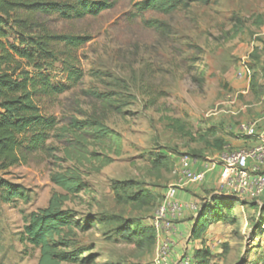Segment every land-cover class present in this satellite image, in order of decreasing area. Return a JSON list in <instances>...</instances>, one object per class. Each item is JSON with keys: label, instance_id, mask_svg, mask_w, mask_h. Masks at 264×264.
<instances>
[{"label": "rangeland", "instance_id": "374dc122", "mask_svg": "<svg viewBox=\"0 0 264 264\" xmlns=\"http://www.w3.org/2000/svg\"><path fill=\"white\" fill-rule=\"evenodd\" d=\"M138 1L117 0L97 16L46 19L51 29L88 40L77 51L83 71L79 84L41 99L42 112L58 118L61 125L71 117L81 118L80 112L99 118L119 135L121 148L116 155L114 141L104 148L89 146L101 160L108 157L111 162L100 167L99 160H85L79 165L65 155V144L53 138L49 143L55 150L50 155L37 153L23 165L0 170V178L22 185L30 197L27 202L0 198V264H37L39 250L21 240V231L24 217L45 207L51 194L59 191L51 180L55 172L77 166L87 184L66 203L68 207L93 215L114 213L147 225L153 206L123 202L115 195L114 184L132 180L163 200L162 191L175 182L174 170L182 156L210 157L215 139L210 120L234 116L215 112L228 94L235 95L230 109L237 108L239 123L256 118L242 119L253 107L239 111L240 107H264V0H181L169 13L137 12ZM154 20L165 26L155 29L149 24ZM242 63L252 76L244 79L247 85L240 81L243 84L237 87L236 70ZM51 74L54 83L64 82L58 65ZM90 92L103 94L108 102ZM199 189L206 193L198 197L200 203L215 191L204 184ZM234 199L235 222L213 224L201 242L189 237V246L181 240L172 250L177 247L180 257L193 260L195 250L208 249V264H264V228L253 226L259 218L252 204L256 200ZM163 239V233L156 232L154 243L139 246L114 228L100 226L79 235L80 243L97 254V264H152Z\"/></svg>", "mask_w": 264, "mask_h": 264}, {"label": "trees", "instance_id": "16d2710c", "mask_svg": "<svg viewBox=\"0 0 264 264\" xmlns=\"http://www.w3.org/2000/svg\"><path fill=\"white\" fill-rule=\"evenodd\" d=\"M116 1L0 0V170L23 165L37 153L50 155L55 150L49 143L53 138L65 144V155L74 158L79 165L85 160H99L100 167L111 162L108 157L101 160L97 151L88 150L89 146L104 148L108 141H114L116 155L119 154V135L101 119L80 112L81 118L71 117L61 125L58 118L43 113L40 105L41 99L62 94L79 84L83 71L78 64L77 51L88 40L85 36L57 32L47 25L46 19L53 15L66 20L97 16L112 8ZM180 2L140 0L134 6L137 12L169 13ZM149 24L158 30L165 26L156 20ZM55 65L64 75L62 83L53 82L51 70ZM90 95L108 102L103 94L90 92ZM89 153L92 158L87 156ZM51 180L59 191L51 194L45 207L24 217L21 231V240L39 250L37 264H97V254L80 243L79 235L98 226L114 228L139 246L155 242L152 218L162 202L161 195L139 187V183L132 180L114 184L115 195L123 202L153 206L148 224L141 225L114 213L93 215L68 207L66 203L87 188L77 166L55 172ZM132 188L136 190L131 191ZM0 189L3 202L30 199L22 185L3 178H0ZM233 201L234 196L215 194L200 203L193 217L190 237L201 238L214 223L235 222ZM252 204L259 211L253 226L264 228V204ZM210 255L208 249L195 250L191 264H208Z\"/></svg>", "mask_w": 264, "mask_h": 264}, {"label": "built area", "instance_id": "2783aa9c", "mask_svg": "<svg viewBox=\"0 0 264 264\" xmlns=\"http://www.w3.org/2000/svg\"><path fill=\"white\" fill-rule=\"evenodd\" d=\"M252 71L244 63L236 70L238 79L249 80ZM234 94H228L226 100L221 104L216 113H232L230 106L234 103ZM240 130L244 135H256V122L240 124ZM254 159L256 164L249 166L248 160ZM188 156H182L174 170L175 182L166 188L164 199L155 209L152 225L156 232L167 235L176 234L174 221L179 213L190 211L196 214L200 203H184L178 200L177 193L180 189L190 184H200L206 179L207 174L219 163L224 170V179L219 185L221 191L235 194L246 199H257L264 195V173L261 165L264 164V137L248 149H224L214 159L207 158L201 168L192 169L188 165ZM173 241L170 236L164 238L154 257L152 264H172L170 253ZM192 258L187 255L179 257L177 264H191Z\"/></svg>", "mask_w": 264, "mask_h": 264}, {"label": "crops", "instance_id": "0c3cea01", "mask_svg": "<svg viewBox=\"0 0 264 264\" xmlns=\"http://www.w3.org/2000/svg\"><path fill=\"white\" fill-rule=\"evenodd\" d=\"M240 81H244L245 85H247V80L245 81L244 79L239 80L237 79L236 83L237 87L242 86L243 83H240ZM253 107V108H252ZM246 108H252L250 109V115L243 114L242 119L250 118V117H256L253 121L256 122V135L255 136H247L244 135L241 130H240V124L238 120L241 118H237L235 116L237 108L233 107L232 108V114L234 116L232 118L226 117L225 121L220 120L221 118H212L210 120V127L214 128V134L213 137L215 138L214 141L210 145V152L208 153L210 157H205L204 159H196L193 157H190L188 160V165L192 169H199L201 168L203 162L207 159H214L218 153L224 149H248L256 145L262 137H264V107H258L256 104H250V105H245L243 107H240V110H244ZM224 118V117H222ZM213 122V123H211ZM219 123L220 125H217ZM256 164V161L254 159H249L248 160V165L252 166ZM261 170L264 173V164L261 165ZM224 170L222 166L218 163L206 176V179L203 183L200 184H190L187 185L185 188L180 189L177 193V198L179 201L184 202V203H191V202H198V197H206L205 189L202 191V189H199L200 185H205L210 190L212 193H210L209 198L213 195H220V196H234L238 197L235 194L228 193L226 191H221L219 189V185L221 181L224 179ZM163 193L166 192L162 191ZM255 204L256 206L264 204V195L261 197L255 199ZM193 217H195V214L190 212V211H183L182 213H179L176 217V234H170L167 235L163 233L164 238L167 236H170V239L173 241V243H178L181 240H183V243H186V246H189L188 239L190 237V230L193 224ZM214 223V224H218ZM213 225V224H212ZM211 225V226H212ZM210 226V227H211ZM162 233V232H161ZM185 233H187L185 239L183 237L185 236ZM201 239H194L195 242H199ZM201 242V241H200ZM177 248V247H176ZM175 249H173L170 253V259L172 262L176 260V258H179V252Z\"/></svg>", "mask_w": 264, "mask_h": 264}]
</instances>
